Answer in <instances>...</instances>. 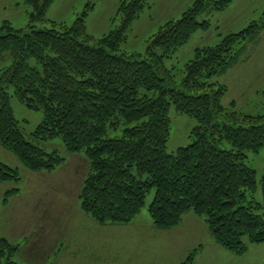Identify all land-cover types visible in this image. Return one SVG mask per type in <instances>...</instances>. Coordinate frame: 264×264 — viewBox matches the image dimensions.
<instances>
[{
    "label": "trees",
    "instance_id": "trees-1",
    "mask_svg": "<svg viewBox=\"0 0 264 264\" xmlns=\"http://www.w3.org/2000/svg\"><path fill=\"white\" fill-rule=\"evenodd\" d=\"M23 2L31 9L27 28L0 26V144L34 173H52L66 161L25 138L11 107L12 87L22 104L44 114L36 140L60 138L68 154L86 156L89 172L79 198L82 212L97 224L132 223L155 190L149 214L158 230L175 229L193 213L236 256H244L249 245H263L264 174L260 204L254 200L257 174L246 162L248 153L264 148V116L229 112L222 105L225 87L209 80L238 62L236 47L255 40L264 24L197 49L177 86L165 61L198 30L210 28L199 22L203 14L225 11L230 0H196L181 19L160 27L145 56L128 54L123 46L150 0L121 2L112 20L119 25L99 39L87 31L92 4L68 26L47 19L56 0ZM172 107L199 125L191 145L168 153ZM121 126V138H107ZM21 180L17 170L0 163V183ZM18 192L9 191L5 202ZM19 248L0 236V264H17ZM196 256L197 250L182 264H193Z\"/></svg>",
    "mask_w": 264,
    "mask_h": 264
},
{
    "label": "rangeland",
    "instance_id": "rangeland-1",
    "mask_svg": "<svg viewBox=\"0 0 264 264\" xmlns=\"http://www.w3.org/2000/svg\"><path fill=\"white\" fill-rule=\"evenodd\" d=\"M116 1L86 0L84 5V0H56L47 19L52 22L55 20L64 22L71 26L83 6L95 4L98 9L95 14L88 17L87 31L91 36L99 39L119 25V22L114 25L109 20L111 16L115 17ZM193 1L150 0L151 7L147 8L134 23L123 50L128 54L138 53L145 56L150 38L166 22L181 19ZM230 1L225 11L203 14L199 22H209L210 28L198 30L188 44L180 48L171 59L165 61L168 69L175 70L177 86L182 84L185 66L194 58L197 49L216 46L222 38L247 30L253 24L258 26L264 24V0ZM30 12L31 9L24 4L23 0H0V26L4 22H9L16 30H24L29 25ZM37 27L49 28V25ZM236 50L240 52L238 62L226 72L210 79L209 82L225 87L222 105L229 112L264 116V28L255 40L242 42ZM7 65H10V61L6 63ZM8 91L14 116L25 138L49 153L58 151L66 158V161L52 173H34L26 169L14 154L0 144V163L17 170L22 178L20 183H0V236L20 247L14 257L17 264H104L103 261L97 262L94 239L106 236L115 238L120 235L118 232L117 235L107 232L79 208L78 196L85 178L82 176L88 172L89 167L86 156L83 153L68 154L60 138L47 143L36 140L33 133L44 121L43 112L28 109L15 97L12 87ZM152 96L157 98L158 94L154 93ZM169 116L171 125L167 152L175 153L178 149L193 143L192 133L199 123L179 114L173 107ZM125 128L121 126L117 130L110 129L107 138H121ZM226 148L230 146L226 144ZM247 156V165L257 174L258 189L254 200L261 204L264 148L258 154L248 153ZM17 188L20 193L13 201H10L9 205L4 206L2 202L5 193ZM154 196L155 190L147 195L146 205L136 217L135 224L147 227L150 223L153 224L149 206ZM52 219H55L54 225L49 223ZM199 223L197 231L184 226L180 232H177L176 240L189 241L185 242L186 248L196 242L203 246L211 244L214 239L207 226L203 221ZM111 226L114 225H106V227ZM42 238L50 241L49 244L42 245ZM59 241L64 243L65 248L58 246L55 249L57 243L60 245ZM259 249H264V244ZM179 255L180 252H177L175 260L179 258ZM251 258L252 263L260 264V261L264 259V252L263 255L256 253Z\"/></svg>",
    "mask_w": 264,
    "mask_h": 264
},
{
    "label": "crops",
    "instance_id": "crops-1",
    "mask_svg": "<svg viewBox=\"0 0 264 264\" xmlns=\"http://www.w3.org/2000/svg\"><path fill=\"white\" fill-rule=\"evenodd\" d=\"M85 1L86 0H84L83 3L84 5ZM123 1L125 0L116 1V14L121 2ZM195 1L196 0H194L188 8H190ZM84 8L85 6H83L81 12L77 13L76 17L81 15V13L84 11ZM97 9L98 6L94 4V9L89 16L91 17L93 14H95L97 12ZM114 18V16H111L109 20L112 22ZM56 21L57 20L53 22ZM88 172L83 174L82 178L85 177L84 180L86 179ZM8 192L9 191H7L4 195V199L2 202L4 206L9 205L10 201H13V199L20 193L19 191L18 193L13 194L12 196L8 197L7 201L5 202L6 194ZM79 197L80 193L78 196L80 202ZM79 208L81 210V203H79ZM198 218L199 217L195 214L188 213L184 216L179 227L168 231L158 230L152 223H150L149 227L143 226L141 224H135L136 219L128 225H114L111 227H106V225L100 226L103 229L107 230V232L109 233H115V235H117L118 232L120 236L115 238H110L109 236H106L104 238L97 237L96 239H94L96 243V248L94 249V251L97 254V262L103 261L104 264H182L194 251L197 250V256L193 264H257L252 263L251 256L256 253H260L261 255H263L264 249H259L260 246L263 245H249L248 252L244 256L240 257L220 247V245L215 240L212 241L211 244L207 245L208 247L196 242L195 244H190L189 246H187V248L185 247V242L189 241H177V232H180L182 228H184V226L185 228H192L197 231L200 224L199 222L203 221V223L206 225L203 219L199 218L201 220L200 221ZM49 223L50 225H54L55 219L50 220ZM104 239L105 242H103ZM70 240L73 239L70 238ZM49 242L50 241H45V238L41 239L42 245L49 244ZM58 246L65 248L64 243L62 242H60V245L59 243H57L55 245V249ZM177 252H180V255L179 258L175 260ZM260 264H264V259L260 261Z\"/></svg>",
    "mask_w": 264,
    "mask_h": 264
}]
</instances>
